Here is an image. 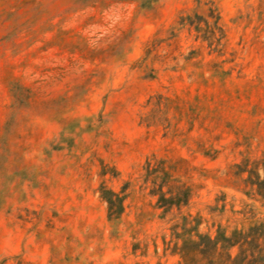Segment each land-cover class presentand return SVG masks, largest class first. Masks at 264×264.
I'll return each mask as SVG.
<instances>
[{
    "label": "rangeland",
    "instance_id": "obj_1",
    "mask_svg": "<svg viewBox=\"0 0 264 264\" xmlns=\"http://www.w3.org/2000/svg\"><path fill=\"white\" fill-rule=\"evenodd\" d=\"M263 181L264 0H0V264H183L185 228L264 225Z\"/></svg>",
    "mask_w": 264,
    "mask_h": 264
},
{
    "label": "trees",
    "instance_id": "obj_2",
    "mask_svg": "<svg viewBox=\"0 0 264 264\" xmlns=\"http://www.w3.org/2000/svg\"><path fill=\"white\" fill-rule=\"evenodd\" d=\"M162 164L163 166L155 168L151 161H147V172L148 175L154 176V183L155 179L160 177L159 171L163 174L164 184L153 192L159 196L158 204L166 207L187 203L190 188L178 182L165 163ZM165 186L168 187L167 190H164ZM100 190L102 197L109 204L110 215L119 218L125 209V196L104 185ZM176 235L180 234L176 232ZM178 237L183 241L178 251L183 264H254L257 259L255 260L256 252L252 249H258V255L264 252V225L250 227L247 231L235 229L231 234L220 227L215 235L201 232L196 228L195 230L185 228L183 234ZM236 247L239 251L234 254L233 249Z\"/></svg>",
    "mask_w": 264,
    "mask_h": 264
}]
</instances>
